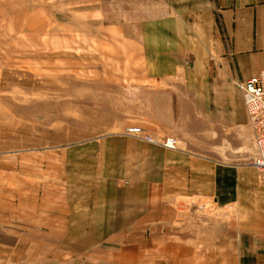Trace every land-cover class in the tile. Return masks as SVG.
<instances>
[{"label":"crops","instance_id":"0c3cea01","mask_svg":"<svg viewBox=\"0 0 264 264\" xmlns=\"http://www.w3.org/2000/svg\"><path fill=\"white\" fill-rule=\"evenodd\" d=\"M45 1L0 0V30L6 18L36 16L34 29L43 31ZM91 1L117 85L140 99L129 120L151 135L176 136L177 149L128 136L125 124L81 153L110 176L89 191H64L48 215L22 192L1 196L0 264H71L66 256L87 253L83 244L92 241L121 251L127 231L148 236L143 264H264V174L248 162L253 133L234 84L264 69V0ZM120 10L141 15L105 16ZM140 156L146 166L137 171Z\"/></svg>","mask_w":264,"mask_h":264},{"label":"rangeland","instance_id":"374dc122","mask_svg":"<svg viewBox=\"0 0 264 264\" xmlns=\"http://www.w3.org/2000/svg\"><path fill=\"white\" fill-rule=\"evenodd\" d=\"M43 6L48 11L42 16L43 31L34 29L36 16L1 20L0 205H5L1 196L22 192L24 203L31 205L34 200L48 215L49 206L60 207L64 191H89L110 176V167L103 170L99 161L81 153L91 149L92 139L136 124L129 116L137 112L140 99L135 90L117 85L115 65L100 51L95 3L46 0ZM135 15H141L140 10L105 12L108 18ZM114 146L112 142L106 147ZM66 154L69 160L64 159ZM146 160L135 159V169L146 166ZM103 162L108 165L109 160ZM124 169L113 172L123 174ZM129 169L134 170L130 165ZM9 176L13 179L8 180ZM23 233L26 238L33 234L27 229ZM134 233L120 236L121 251L112 250L110 243L92 241L90 246L83 244V250L91 248L87 253L65 256L74 259L71 264H132L133 259L134 264L139 260L143 264L148 257V236Z\"/></svg>","mask_w":264,"mask_h":264},{"label":"built area","instance_id":"2783aa9c","mask_svg":"<svg viewBox=\"0 0 264 264\" xmlns=\"http://www.w3.org/2000/svg\"><path fill=\"white\" fill-rule=\"evenodd\" d=\"M240 91L245 106L248 125L253 133V154L249 163L259 172H264V69L246 80L234 82ZM128 136L139 138L164 149H177L178 139L173 135L156 136L144 131L139 125H130L124 129Z\"/></svg>","mask_w":264,"mask_h":264}]
</instances>
